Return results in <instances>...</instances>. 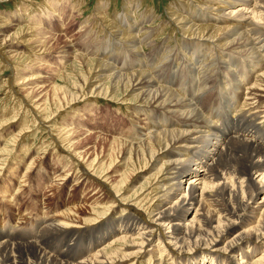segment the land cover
Masks as SVG:
<instances>
[{
    "label": "bare ground",
    "instance_id": "1",
    "mask_svg": "<svg viewBox=\"0 0 264 264\" xmlns=\"http://www.w3.org/2000/svg\"><path fill=\"white\" fill-rule=\"evenodd\" d=\"M133 1L105 38L114 47L76 56L79 80L54 89L58 110L96 96L138 120L108 160L78 166L109 182L113 200L81 223L73 209L39 219L35 242H13L30 229L5 222L0 264H264V0H177L160 25ZM69 128H57L59 145L68 163L85 161Z\"/></svg>",
    "mask_w": 264,
    "mask_h": 264
},
{
    "label": "rangeland",
    "instance_id": "2",
    "mask_svg": "<svg viewBox=\"0 0 264 264\" xmlns=\"http://www.w3.org/2000/svg\"><path fill=\"white\" fill-rule=\"evenodd\" d=\"M50 1L57 4L56 13L49 6ZM128 1L0 0V159L9 161L0 176V229L5 222L17 226L16 229H30L27 235L16 236L15 243L38 241L39 219L65 220L64 211L73 209L76 222L81 223L92 218L97 207H104V199L105 202L113 200L110 183L91 174L85 176L82 168L92 154L108 160L112 141L133 135L131 132L133 127L139 126L136 125L138 120L125 106L120 110L119 105H111L109 100L96 96L77 101L73 108L71 105L58 110L54 89L57 86L69 89L72 81L79 80L72 68L76 56L94 54L99 46L103 49L114 47L113 41L105 38L115 30L113 25L119 20L116 15L125 13ZM140 1L142 13L148 10L154 15L157 13V25H160L169 18L170 3L177 0ZM100 6L105 10L102 16L99 15ZM165 34L164 37L168 35ZM89 59L98 62L100 58L90 56ZM45 105L48 112L43 115L41 110ZM3 114L10 123L1 120ZM61 124L74 132L71 141L76 143L85 161L71 158L72 162L68 163L65 156H73L63 150V143L59 145L57 128ZM13 139L18 140L15 143ZM6 149L13 152L8 154ZM25 149L28 151L26 157ZM31 162L34 166L29 165ZM148 171L135 176L130 188L140 187L153 173ZM119 172L115 167L113 177ZM59 240L44 248L52 250ZM82 242L87 247L89 237ZM62 249L64 245L57 247L59 252Z\"/></svg>",
    "mask_w": 264,
    "mask_h": 264
}]
</instances>
